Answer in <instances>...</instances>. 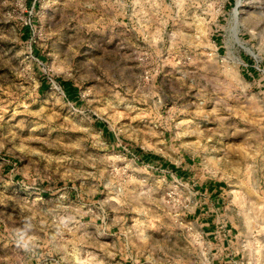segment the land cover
Listing matches in <instances>:
<instances>
[{
    "label": "rangeland",
    "instance_id": "obj_1",
    "mask_svg": "<svg viewBox=\"0 0 264 264\" xmlns=\"http://www.w3.org/2000/svg\"><path fill=\"white\" fill-rule=\"evenodd\" d=\"M0 264H264V0H0Z\"/></svg>",
    "mask_w": 264,
    "mask_h": 264
},
{
    "label": "crops",
    "instance_id": "obj_2",
    "mask_svg": "<svg viewBox=\"0 0 264 264\" xmlns=\"http://www.w3.org/2000/svg\"><path fill=\"white\" fill-rule=\"evenodd\" d=\"M216 191H219L218 188H216ZM132 209H133V212H132V219H133V228L135 229V231L138 229V226H139V223L141 221V204H140V201H134L133 202V206H132ZM216 218L215 219H210V218H206L203 216V217H197V219H200L202 221L201 225L204 226V225H207L209 226V228L213 229L210 233H215V234H218L220 232V217L218 215V213H216ZM206 220V221H204ZM139 230V229H138ZM225 229H222V231H224ZM229 234V233H228ZM226 232L224 233V235L226 236L225 238H227L228 235ZM170 240L172 238V235L169 236ZM140 237H138L139 239ZM225 243V240L222 241V245ZM220 248H218V250L222 249L221 248V244L219 245Z\"/></svg>",
    "mask_w": 264,
    "mask_h": 264
}]
</instances>
